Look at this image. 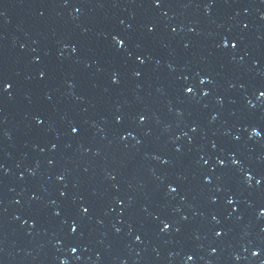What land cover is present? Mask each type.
Wrapping results in <instances>:
<instances>
[{"label": "water", "instance_id": "water-1", "mask_svg": "<svg viewBox=\"0 0 264 264\" xmlns=\"http://www.w3.org/2000/svg\"><path fill=\"white\" fill-rule=\"evenodd\" d=\"M0 264H264V0H0Z\"/></svg>", "mask_w": 264, "mask_h": 264}]
</instances>
